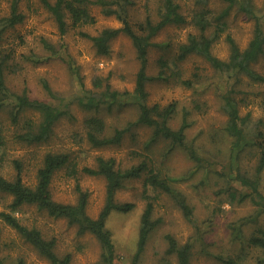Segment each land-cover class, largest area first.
<instances>
[{"label":"rangeland","instance_id":"obj_1","mask_svg":"<svg viewBox=\"0 0 264 264\" xmlns=\"http://www.w3.org/2000/svg\"><path fill=\"white\" fill-rule=\"evenodd\" d=\"M182 10L189 21L184 24H170L155 38L154 42H166L169 47L152 45L148 53L147 71L149 75L158 74L161 56L174 59L181 42H185L191 32L197 28L192 22L193 11L198 7L197 0H179ZM12 0H0V17L10 14ZM128 4L130 19L133 23L143 20L148 13L155 15L160 0H132ZM257 14L264 18V0H253ZM21 10L25 13L23 22L8 27L0 38V48L13 51L12 64L7 70V84L15 92L26 91L31 97L58 102V97H74L100 92L110 83L119 91L133 92L140 60L133 40L120 33L111 40V50L101 54L93 40L81 31L96 35L106 27H120L121 19L116 15H107L99 5L91 7L96 15L94 24L71 27L62 33L53 14L40 0H21ZM213 8L222 7L220 0H209ZM226 32L213 44V52L221 58L230 55L228 32L245 48L251 40L255 19L234 9L228 17ZM41 61H36L39 59ZM264 71V61L256 64ZM181 77L167 80L153 79L148 82L149 103L162 105L178 102V113L171 120L173 126H179L186 115L190 126L188 140L192 142L211 164L199 167L183 148L177 147L166 154L168 141L159 140L149 147L152 130L148 126H138L126 133L120 144L94 146L88 138L86 118L99 115L106 121V130L113 133L116 127H124L138 116L139 107L133 103V96L123 105L100 109H89L77 100L69 105V112L60 118L51 137L42 143L27 144L14 137L15 125L8 111H4L0 120L3 123L7 143L0 155V173L9 178L16 175L15 160L22 164V177L26 184L35 185L37 173L44 157L50 151H65L71 155V166L58 170L53 177L51 190L53 197L60 202L75 203L79 192L77 187L89 192L87 211L97 217L107 200V181L102 175L86 172L84 167H95L97 157L113 156L123 167L136 163L143 153L148 154L155 165L164 174L171 176V182L187 198L193 208V219L185 215L183 209L172 196L165 192L150 191L154 199L153 218L160 219L153 229L145 251L135 260L138 237L143 211L148 197L142 178H132L125 186L116 191L119 201L135 202L136 207L126 213L113 211L107 226L113 232L116 242V264H179L177 254H168L167 234L176 237L179 243H191L190 264H264V248L248 242L249 237L264 227V210L258 208L250 199L231 201L223 191L226 181L218 172L222 169L217 159V146L223 148L221 159L228 162L230 138L223 132L227 114L223 109L222 92L225 78L217 73L211 64L200 54H190L178 64H171ZM170 70L169 72H171ZM197 74V76L195 75ZM194 80L193 85L181 83V79ZM48 82L56 96H51L44 86ZM261 87L252 85L244 76L236 95L245 97L241 102L242 113L252 112L253 122L264 114ZM37 117L38 113L27 111ZM223 137V140L221 138ZM227 149V150H226ZM242 167L254 172L256 156L250 149L242 153ZM240 186V182L232 180ZM264 190V170L262 172ZM12 195L0 192V212L10 211L22 222L40 229L49 239H55V249L60 256L71 254L70 264H100L103 249L98 238L91 232L80 233L76 224L66 217H56L36 204H24L13 210L9 204ZM1 255L5 264H52L29 241L9 225L0 216Z\"/></svg>","mask_w":264,"mask_h":264},{"label":"trees","instance_id":"obj_2","mask_svg":"<svg viewBox=\"0 0 264 264\" xmlns=\"http://www.w3.org/2000/svg\"><path fill=\"white\" fill-rule=\"evenodd\" d=\"M42 4L53 14L58 27L62 33H66L71 27L76 28L83 25L94 24L96 15L92 13L91 7L99 5L107 15L118 16L123 25L120 27H106L96 35L86 31L81 33L93 40L97 51L107 54L111 50V40L120 33H126L136 47L140 68L137 72L133 92L119 91L107 83L104 90L92 91L74 97L56 96L48 82L44 86L51 96L58 97V102L31 97L26 91L15 92L7 84V70L9 71L13 58V51L0 48V116L8 111L11 122L15 125L14 137L17 141L27 144L42 143L47 141L54 130L56 122L69 112V105L77 100L82 106L89 109H100L104 104L111 108L114 105H123L128 102L129 96H133V103L139 107V113L135 120H131L124 127H116L113 133L106 130V121L99 115L86 118L88 127V138L97 147L120 144L132 128L148 126L152 130L148 147L159 141H168L166 156L175 148H183L188 156L195 161L197 166L204 167L211 164L210 158L201 154L200 150L188 140L187 130L190 126L185 115L179 126H173L171 120L178 113V102L172 101L165 105L159 102L149 103L147 84L149 81L167 80L172 77H181L179 71H174L171 64H178L190 54L196 53L204 56L217 73L225 78V89L222 92L223 109L227 114V122L223 132L230 138L228 162L221 159L223 148L217 146V159L223 165L218 172L226 181L222 188L230 197L231 201H245L250 199L261 211L264 210V190L262 189V172L264 170V114L253 122L252 112L242 113L241 102L247 98H238V86L246 76L252 85L261 87L259 93L262 95L264 106V71H260L256 64L264 61V18L257 14L253 0H220L222 7L213 8L209 0H197L198 7L193 11L192 22L197 31L191 32L185 42H181L178 51L174 53V59L169 60L166 56L159 59V72L151 76L147 71L148 53L152 45L168 48L166 42L156 43L154 38L170 24H184L188 20L182 10L179 0H160L156 14L148 13L143 20L133 23L130 19L128 4L132 0H40ZM21 0H12L10 14L0 17V38L8 28L21 23L25 19V13L21 10ZM248 15L255 19L254 33L245 48H242L237 40L228 32L227 39L230 43V55L224 59L213 52V44L226 32L229 26L228 17L232 11ZM36 61H41L40 58ZM172 70L171 72H169ZM197 76V74H195ZM198 77V76H197ZM181 83L193 85L194 80L181 79ZM27 111L37 112V117L28 115ZM223 140V137L221 138ZM7 143L3 123L0 120V155ZM250 149V154L256 156L254 172L250 173L242 167V153ZM227 150V149H226ZM140 159L131 165L123 167L117 163L115 157L98 156L95 167L86 166L84 170L90 174L102 175L107 181V200L97 217L91 216L87 211L89 192L79 185L78 200L75 203H64L57 201L52 194L51 185L53 177L58 170L71 166V155L65 151L47 152L42 165L38 169L35 185H28L22 177V164L16 159L17 172L13 178L0 173V192L12 195L9 206L13 210L21 208L24 204H36L45 209L49 214L56 217H66L76 224L80 233L91 232L100 241L103 249L100 264H116V242L113 232L107 226V221L113 211L122 213L129 212L136 207L135 202L119 201L116 199V191L125 186L132 178H142L145 195L148 197L146 207L143 211L138 247L135 260L140 259L145 251L153 229L159 224L160 219L153 218L154 199L152 194L165 192L172 196L183 209L188 219H193V208L187 201L186 196L171 182V176L164 174L163 170L156 166L152 158L143 153ZM232 180L240 182V186L233 184ZM154 193L151 194L150 191ZM0 216L20 235L29 241L42 255L52 264H70L72 256L66 254L60 256L55 249V239L45 237L42 231L34 226L21 221V219L10 211L0 212ZM168 254H177L179 264H190L192 244L179 243L172 234H167ZM250 244L264 248V227L260 226L249 237ZM0 264H5L1 255L0 237ZM19 264H25L20 260Z\"/></svg>","mask_w":264,"mask_h":264}]
</instances>
